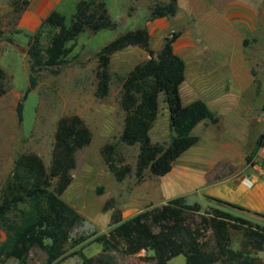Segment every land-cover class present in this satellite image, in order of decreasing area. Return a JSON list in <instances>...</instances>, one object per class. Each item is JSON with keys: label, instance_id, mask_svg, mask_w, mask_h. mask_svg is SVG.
I'll return each mask as SVG.
<instances>
[{"label": "rangeland", "instance_id": "obj_1", "mask_svg": "<svg viewBox=\"0 0 264 264\" xmlns=\"http://www.w3.org/2000/svg\"><path fill=\"white\" fill-rule=\"evenodd\" d=\"M154 1L167 0H105L108 16L116 24L114 29L85 30L74 41L66 43L71 50L59 65L30 71L26 47L31 32L15 27L18 14L14 7L20 5V0H0V68L5 74V92L0 96V188L20 153L34 152L48 166L59 117L77 115L90 132L89 143L74 151L71 181L60 195L83 218L70 236L81 234L87 238L76 245L65 244L64 254L52 264H154L138 257L143 251L133 255L103 251L91 239L111 227L110 215L114 210L124 219L143 209L160 206L164 195H182L193 186L204 189L202 184L186 186L171 173L166 179L147 171L139 180L134 177L137 144L126 145L120 141L125 113L118 101L121 80L134 64L147 58L144 50L128 46L114 52L109 58L107 95L101 98L94 95L95 53L116 35L144 27L149 34L150 48L158 50L165 36L179 31L172 47L184 62V76L178 86L180 102L187 104L200 99L217 118L214 123L202 120L191 129L190 133L198 140L174 160L173 173L186 166L197 176L202 171L208 177H215L227 169H238L236 162L241 160L243 149L252 147L264 127V0H175L173 14L151 18L149 9ZM73 10L74 5L69 4L59 12L68 18ZM40 30L44 44L48 29L41 27ZM29 74L35 81L26 91ZM17 101L21 103L20 120L15 113ZM242 118L247 119L248 128ZM148 133L152 143L161 145L172 135L162 93L158 94L156 118ZM239 136H245V142L243 149L233 154V160L215 158V147L227 142L226 138ZM108 142L114 144L115 158H122L130 168L119 182L114 180L99 154V148ZM194 151L213 154L211 158L199 160L198 156L193 159L189 155ZM251 159H242L243 165ZM234 162L235 166H231ZM163 182H168V188ZM183 196L187 203H199L200 212L218 208L261 223L253 214L218 205L204 197ZM206 235L210 240L208 232ZM229 235L230 247L238 249L241 231L230 229ZM3 237L0 230V240ZM251 255L264 264V242L263 250ZM44 258V252L34 247L24 264H44ZM183 262L184 257L176 255L167 264ZM2 264H17V261L7 258Z\"/></svg>", "mask_w": 264, "mask_h": 264}, {"label": "trees", "instance_id": "obj_2", "mask_svg": "<svg viewBox=\"0 0 264 264\" xmlns=\"http://www.w3.org/2000/svg\"><path fill=\"white\" fill-rule=\"evenodd\" d=\"M19 3L15 11L24 7L27 0ZM149 10L151 18L166 17L175 12L176 1H154ZM115 26L108 16L105 0H77L68 18L56 9L50 10L27 40L29 70L59 65L71 50L66 43L74 41L85 30L96 32ZM41 27L48 29L44 44ZM178 36L179 31H171L164 37L161 47L153 50L147 30L139 27L116 35L95 53L94 95L99 98L108 92L109 58L114 52L138 46L147 55L125 73L118 101L125 113L120 141L126 145L137 144L133 168L137 180L145 171L154 176L166 174L173 161L197 142L198 137L190 133L191 129L202 120L212 123L217 120L200 99L187 104L180 102L178 86L183 80L184 62L172 47ZM4 78L0 68V96L5 92ZM159 93L166 104L168 127L172 132L165 145L152 143L148 133L156 118ZM89 141L90 132L77 115L61 116L55 124L47 167L34 152H23L14 158L10 174L0 188V230L4 233L0 240V264L7 258L24 264L34 247L44 252V264H52L64 254L65 244L76 245L87 238L81 234L70 236L83 218L60 195L71 181L74 151ZM263 143L264 127L245 159H251ZM99 154L115 181H121L130 171L122 158H115L113 143H104ZM204 198L243 210L215 197ZM110 219L111 227L107 232L91 239L100 244L103 251H119L126 255L143 251L138 257L154 264H167L176 255L184 257L183 264H260L251 254L263 250L264 226L218 208L200 212L199 203H187L183 195L124 219L114 210ZM230 229L241 231L242 240L237 250L230 247Z\"/></svg>", "mask_w": 264, "mask_h": 264}, {"label": "crops", "instance_id": "obj_3", "mask_svg": "<svg viewBox=\"0 0 264 264\" xmlns=\"http://www.w3.org/2000/svg\"><path fill=\"white\" fill-rule=\"evenodd\" d=\"M76 1L77 0H27V4L24 7L19 8L17 11L18 16L15 27L21 28L27 32H31L32 34L40 25L41 20L50 10L56 9L59 11L65 5H74ZM242 122L244 123L245 127L248 128L247 119L242 118ZM226 139H228L227 142H222L220 147L214 148L215 158L220 156L228 160H233V154L238 153L240 148L243 149L242 145L244 146L245 136H242L241 138L239 136V138L231 137ZM250 149H243L242 156L240 157L241 160L236 162V164L239 166L238 169L233 171L227 169L228 171L215 177H208L206 176V173L202 171H200L199 176H197L196 174L189 172V170L185 168L186 166L177 173L172 172L173 166H171V169L166 174L162 175V177L166 179V177L174 174L172 176H176L183 180L186 186H189V184H202L204 189H199L196 188V186H193L192 188L186 190V192H184L182 195H196L198 198L211 196L222 201L238 205L243 208L241 211L248 214H253L257 216V221H261V223L256 221L253 222L264 226V178L254 176L253 168V166L257 165L259 162H264V143L252 156L251 162L249 164L243 165L242 159L245 160V155L249 154ZM212 154L213 153L211 152L200 153L194 151L189 155L193 159L194 157L198 156L199 160H206L207 158H211ZM234 164L235 162L231 163V166H235ZM201 169L205 170V168L202 167ZM248 181H250V183H248ZM164 187L168 188V182L164 183ZM169 198L172 197L164 195L161 203H165V201ZM238 216L242 217L241 215Z\"/></svg>", "mask_w": 264, "mask_h": 264}, {"label": "water", "instance_id": "obj_4", "mask_svg": "<svg viewBox=\"0 0 264 264\" xmlns=\"http://www.w3.org/2000/svg\"><path fill=\"white\" fill-rule=\"evenodd\" d=\"M34 81H35V77L33 75L29 74V76H28V87H27L26 91H28L29 89H31L34 86ZM15 113H16V117L18 118V120H20V118H21V103L19 101L16 102Z\"/></svg>", "mask_w": 264, "mask_h": 264}, {"label": "built area", "instance_id": "obj_5", "mask_svg": "<svg viewBox=\"0 0 264 264\" xmlns=\"http://www.w3.org/2000/svg\"><path fill=\"white\" fill-rule=\"evenodd\" d=\"M254 176L264 178V162H259L257 165L253 166ZM250 183V181H248Z\"/></svg>", "mask_w": 264, "mask_h": 264}]
</instances>
